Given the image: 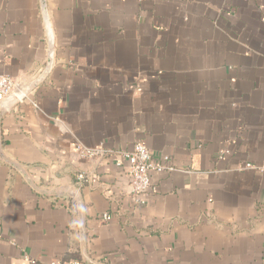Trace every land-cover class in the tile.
I'll use <instances>...</instances> for the list:
<instances>
[{
	"label": "crops",
	"instance_id": "crops-1",
	"mask_svg": "<svg viewBox=\"0 0 264 264\" xmlns=\"http://www.w3.org/2000/svg\"><path fill=\"white\" fill-rule=\"evenodd\" d=\"M46 4L51 69L2 116L0 155L43 188L92 174L79 190L96 261L264 264V0ZM46 48L39 0H0V74L29 83ZM136 141L158 166L139 195L125 161L75 148ZM56 259L81 262L75 202L0 156V264Z\"/></svg>",
	"mask_w": 264,
	"mask_h": 264
},
{
	"label": "built area",
	"instance_id": "built-area-1",
	"mask_svg": "<svg viewBox=\"0 0 264 264\" xmlns=\"http://www.w3.org/2000/svg\"><path fill=\"white\" fill-rule=\"evenodd\" d=\"M26 84L18 81L14 77L6 74H0V104L6 99L15 95ZM77 155L83 159L100 160L104 157H110L114 159L116 167L123 166L125 161V169L129 173L130 177V191L134 194H142L152 188V172L158 169V166L153 162V157L147 146L141 141H136L129 149H113L106 147L104 144H99L94 147H87L82 143L75 144ZM228 153V150H224ZM91 173H78L75 177L76 186L88 183L91 180ZM74 202V201H73ZM140 203H144V200H140ZM110 219V215L107 213L102 214V220L106 221ZM50 264H82L78 260H53Z\"/></svg>",
	"mask_w": 264,
	"mask_h": 264
},
{
	"label": "water",
	"instance_id": "water-1",
	"mask_svg": "<svg viewBox=\"0 0 264 264\" xmlns=\"http://www.w3.org/2000/svg\"><path fill=\"white\" fill-rule=\"evenodd\" d=\"M40 13L42 17V23L46 38V60L43 69L41 72L35 77L32 81L27 83L21 91L6 99L2 104H0V122L2 116L9 112L12 107L23 100L31 90H33L39 83H41L48 75L51 69L52 61H53V49H54V41H53V33L51 22L47 10L46 0H39ZM1 134V133H0ZM1 141V140H0ZM1 159L5 160L11 167L16 169L23 176L24 180L27 184L37 193L46 195V196H67L71 198L76 205V212L78 218V230H79V239H80V256L82 264H106L99 261L94 260L90 257L86 249V216H85V205L83 201V197L79 188L72 185H58L51 188H43L37 185L30 177L26 167L24 165L13 161L11 159H6L3 155H0Z\"/></svg>",
	"mask_w": 264,
	"mask_h": 264
}]
</instances>
